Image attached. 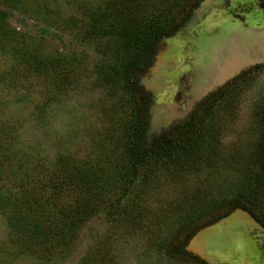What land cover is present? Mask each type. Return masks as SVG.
<instances>
[{"label":"rangeland","instance_id":"1","mask_svg":"<svg viewBox=\"0 0 264 264\" xmlns=\"http://www.w3.org/2000/svg\"><path fill=\"white\" fill-rule=\"evenodd\" d=\"M25 1L22 11L9 14L11 23L27 36L37 56L57 61L55 68L50 66L53 77L47 71L41 77L28 75L17 90L0 89V126L9 131L2 143L10 144L12 155L0 166V264H79L87 253L92 264H202L181 256L170 258L167 248L179 245L195 227L219 219L233 205L255 208L264 222V67L209 102L193 153L141 169L125 192L122 135L131 99L96 73L104 39L90 41L92 16L85 9L104 8L108 1ZM139 1L144 17L154 19L181 16L195 0ZM261 4L262 0H234L231 7L209 15L206 27L225 29L232 20L262 23ZM228 30L229 35L245 31ZM217 32L213 37H220V28ZM176 59L180 69L185 68L183 57ZM194 80L190 88L186 79L181 88L172 86L174 91L180 88L182 101L197 90ZM160 99L178 102L170 94ZM67 158L85 160L94 170H102L97 172L105 188L103 199L119 202L121 213L94 212L80 228L70 253L46 261L13 238L6 209L1 207L25 175L40 177ZM235 222L222 228L219 246L208 241L212 246L207 254L222 264H264V239L238 231L246 225Z\"/></svg>","mask_w":264,"mask_h":264},{"label":"trees","instance_id":"2","mask_svg":"<svg viewBox=\"0 0 264 264\" xmlns=\"http://www.w3.org/2000/svg\"><path fill=\"white\" fill-rule=\"evenodd\" d=\"M107 1L104 8L98 5L85 9L92 16L90 41L100 40V37L104 39V47L98 49L101 60L96 66V73L126 91L131 99V111L122 135L125 162L121 176L126 178L124 191L128 192L141 169L169 157H183L194 152L207 115L205 107L219 95H210L188 119L175 121L150 144L147 130L153 100L140 83L139 74L153 63L162 37L179 28L191 16L200 0H195L181 16L170 14L154 19L144 17L143 5L139 0ZM24 6L25 0H0V62L4 64L0 65L1 90H17L28 75L41 77L50 72V77H53L50 66L55 68L54 62L57 60L49 61L37 56L27 36L16 29L9 19L13 10L22 11ZM8 136L9 131L0 126V166L12 156L10 144L2 143V139ZM261 168L264 171V162ZM48 170L40 177L25 175L19 181L16 192L10 194L1 207L6 209L13 238L21 240L25 251L46 261L70 253L80 228L94 212L103 209L108 210L109 215L121 213L118 210L119 202L115 204L103 199L105 188L98 178V172L102 170H94L87 161L67 158L48 167ZM1 171L0 168V178ZM236 207H244L257 216L255 208L238 204L229 207L220 217ZM217 219L195 227L179 245L172 247L170 244L167 255L208 264L188 251L186 246L201 227ZM92 263L93 257L87 253L79 264Z\"/></svg>","mask_w":264,"mask_h":264},{"label":"flooded vegetation","instance_id":"3","mask_svg":"<svg viewBox=\"0 0 264 264\" xmlns=\"http://www.w3.org/2000/svg\"><path fill=\"white\" fill-rule=\"evenodd\" d=\"M228 1L229 2L227 4H222V5L217 6L214 9V11H212V13H210L209 15L213 14V12H215L219 9L231 7V4L234 0H228ZM261 5L263 6L262 8L264 9V0H262ZM196 7L197 6H195V8ZM192 13H193V11H192ZM209 15H207L203 19L202 23L200 25H198L194 30H192L190 32L189 35H186L184 38H181L179 33H177V31L180 30V27L175 29L172 34L164 35L162 37L153 63L145 71H143L142 73L139 74L140 75V83L152 95L153 102L151 104L150 109L160 102L161 103H166V102L172 103L171 101L160 99L161 95H168V94L175 97L176 101H178L177 104H179L181 107H182V105L184 106L185 99L182 101V98H181V96H182L181 92L182 91H180L181 87L179 86L181 82L183 85V79H184V81L186 79V82H185L186 87L190 88L192 76L194 74L197 75L198 74L197 71H199L198 77L195 78V80H194V83L195 82L197 83L196 89L201 88L202 86L208 85V83H209L208 77L212 73L211 65L214 62H216L217 59H219V58L222 59L223 56H227L226 54L223 55V52L225 53V52L229 51L230 49H233L231 44H233L234 41H236L237 36L241 35L243 41L245 42V44H247V46H251L255 42H259V41L262 42L264 45V22H262V23H260V22L259 23L246 22L245 23V22H241V21H236V20L233 21L232 20L229 22V25H228L229 27H226L225 29H223V27H220L221 25H219V26L215 25V26H211V27L207 28L206 24L209 21V17H210ZM239 19H240V17H239ZM239 19H237V20H239ZM241 24H244L243 28H239V26H241ZM234 27H237V29H245V31L243 33H240V35L235 34V33L229 35L228 29L231 30ZM219 28H220L221 32L223 30L224 31L222 33L219 32ZM216 31H218L220 33V37H217V36L213 37V33ZM222 36H224V37L221 38ZM175 39L182 43V45H183L182 48L175 46V44H174L175 41L173 42V40H175ZM171 48H175V49L171 50ZM263 48H264V46H263ZM161 50H163V55H162V62L163 63L160 66V68L155 71V70H153V67L157 63V58H158V55H159ZM214 51H215L216 58H214V60H213L212 55H213ZM177 55L179 57L180 56L183 57V63L182 64H183V66L185 65L186 69L185 68L180 69V67L178 65L180 63L176 59ZM196 55H197V58L195 59ZM196 61H198L199 63H197ZM170 63H173V64H170ZM174 64L176 66H174ZM262 67H264V62L245 65L244 68H242L240 71H238L235 74H233L232 76H230L222 84L216 86L215 89L209 91V93L206 94L204 97H202L200 100L195 101L191 105L190 112H187L184 116L177 118L176 121L182 120V119H188L190 117V115L198 107V105H200V103L204 102L208 97H210V95H212V94H227V93L232 92V90L237 87L240 80H244L246 78L249 79V77H251V75L254 73L255 69L262 68ZM172 86L173 87L179 86L180 88H178L177 91H174L175 88L172 89ZM150 114H151V112H150ZM150 120H151V116H150ZM170 125H172V124H170ZM167 127H163V131ZM149 128H151V126H149ZM149 128H148V130H149ZM237 208L245 209L244 207H236V208L232 209V211H230L228 214H230L231 212H233ZM245 210L250 212L255 217V219H257V221H259L261 223L263 229L255 228V229H252V231H248L246 229V230L241 231V232H246V233L252 235V238L253 237H255L257 239L261 238V240L264 239V222L261 221L256 215H254L248 209H245ZM217 220H215V221H217Z\"/></svg>","mask_w":264,"mask_h":264},{"label":"water","instance_id":"4","mask_svg":"<svg viewBox=\"0 0 264 264\" xmlns=\"http://www.w3.org/2000/svg\"><path fill=\"white\" fill-rule=\"evenodd\" d=\"M228 2V0H201L197 7L194 8L191 17L180 26V30L177 31V33H179L181 38L189 35L190 32L200 25L203 19L212 13L217 6L227 4ZM233 44H231L233 49H230L225 53L223 52V55L226 54L227 56H223L222 59L219 58L220 60L217 59L216 62L211 65L212 73L208 77V82L210 84L208 83V85L202 86L192 93H187L184 101L185 107H181L179 104L160 102L150 109L151 128L147 130V138L150 144H153L161 135L163 127L173 124L177 118L184 116L187 111L190 110L191 105L195 101L200 100L208 94L209 91L215 89L216 86L222 84L230 76L244 68L245 65L264 62V45L262 42H255L253 45L247 46L243 41L242 36H237L236 41H234ZM173 49L175 48H171V50ZM162 55L163 50L160 51L157 63L153 67V70L156 71L162 65ZM212 56L214 60V58H216L215 51ZM197 73L199 74V71H197ZM192 77L196 78V75L194 74ZM229 222L245 224L246 228L244 229H247L248 231H252V229L255 228L263 229L261 223L257 221L250 212L243 208H237L217 221L201 227L191 237L186 249L207 261L209 264H222L216 256L207 254V249L212 246L211 243H209L211 242L210 240H212V244L216 243L215 246L220 245L217 243L219 239L218 235L222 233V228ZM238 231L241 232L244 230L239 229Z\"/></svg>","mask_w":264,"mask_h":264}]
</instances>
